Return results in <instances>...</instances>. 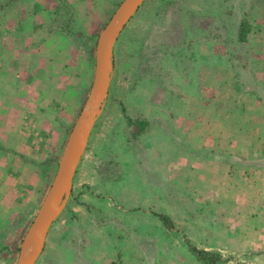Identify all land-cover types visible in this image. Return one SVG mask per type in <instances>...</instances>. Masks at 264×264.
<instances>
[{
  "label": "rangeland",
  "instance_id": "rangeland-1",
  "mask_svg": "<svg viewBox=\"0 0 264 264\" xmlns=\"http://www.w3.org/2000/svg\"><path fill=\"white\" fill-rule=\"evenodd\" d=\"M65 1L72 15L68 25L62 0H41L43 11H28L27 4L20 11L41 13L44 29L54 31L56 44L71 51L69 62L49 64L51 85L45 80L30 86L28 95L30 87L9 73L26 67V57L34 64L39 44L29 38L30 55H19L23 64H12L9 59L18 56L12 52L18 44L8 32L16 25H6L0 34V69L6 70L0 102L2 95L15 99L10 124L18 132L12 137L21 142L30 138L38 158L31 163L32 172L17 168L16 184L11 186L7 173L2 180L0 264H16L22 238L89 92L98 35L122 0ZM244 12L253 34L245 48L250 74L242 77L252 85L242 92L231 83L232 71L225 64L211 67L205 62L211 52L209 48L205 53V42L212 38L203 34L213 29L220 33L218 46L228 44ZM181 23L180 45L169 46L176 36L172 28ZM26 35L19 47L28 45ZM52 76H57L56 83ZM235 76L241 81L237 72ZM125 116L147 120L149 129L132 139ZM3 151L9 150L0 145ZM89 203L104 210L100 216L105 224L91 225L85 211ZM142 206L166 213L178 230H163L157 216ZM125 229L136 233V239L113 241L114 234L129 232ZM138 235L150 239L147 246L138 242ZM186 237L197 248L218 252L226 264H264V0H147L140 6L116 41L104 110L78 165L71 197L51 226L36 264H121L117 244L124 247L122 255L137 257V264H143L139 257L148 258L145 264H199ZM92 239L93 245H87Z\"/></svg>",
  "mask_w": 264,
  "mask_h": 264
},
{
  "label": "crops",
  "instance_id": "crops-1",
  "mask_svg": "<svg viewBox=\"0 0 264 264\" xmlns=\"http://www.w3.org/2000/svg\"><path fill=\"white\" fill-rule=\"evenodd\" d=\"M9 1L10 0H8V1L0 0V12L2 11V13H0V23H2V25H0V28H1L0 34L1 33L4 34V32L6 31V28H7L6 25H8V26L11 24L16 25V26H13V31L11 30L8 33H12V38L15 39L16 43L18 44V46L16 45V47L12 50V52L18 53V56L11 57L12 59L10 58L9 60L12 62V64H14L15 62H18L19 64H23L22 59L19 58V55H23L25 57H26V55H30L31 49H30L29 45L31 42H29V38H33V39L35 38V40H37V42L39 44V46L35 52L38 55H36V57L34 59V64L30 63V61H29V59L31 60L30 56L28 57V59H26L27 58L26 57L25 58L26 67H24L23 69H19L17 71H12L9 74L10 75L12 74L13 78H15L14 81L20 80L19 82L22 86H26V87L27 86L28 87L34 86L35 87L38 84L41 85V83H43L42 81H45V80H46L47 85L48 84L51 85V82H50L51 79L47 75V73H48L47 71H48V68L50 66L49 64L53 63V60H56V62H58V63L69 62V56H67V55L69 53H71V51H70L69 47L65 44H63V45L56 44V40L54 39V36H55L54 31L44 29V26H43L44 19H42L41 13L40 14H34V15H32L33 12L21 14L20 11L22 10V8H24V6L26 4H27L28 11H29V8H30V11L31 10L35 11V9L43 11L44 5L42 4L41 0H14L6 6V3H8ZM67 1L71 2L72 0H67ZM240 1H242V0H240ZM3 12H5V14ZM135 14H134V16H135ZM46 15L48 16V18L50 16H52L50 14H46ZM133 17L130 20H132ZM181 24L182 25H180L178 27V29L176 26L174 28H172L174 31V34L176 36H173L167 42V44H169V46H174L177 43H178V45H180V43L182 41L183 30H184L183 29L184 25H183V23H181ZM238 24H239V19H238V23H237V26L235 29L236 31H235L234 35H231V33H230V37L232 39L226 45H223V43H221L220 45H222V46H220V45L218 46V44L220 43V42H218L219 37H220V33H215V31L213 29H209V30L205 31V33L203 35H207V37L210 36V38H212V39L205 42V44H207V45H205V53L208 51L209 48L211 50V52H207L210 54V57L205 55V62L210 61L209 64L212 65L211 67H213L214 65L217 66L218 64L220 66L225 64L226 68H228L227 70L231 69V71H232L231 83L233 81V86L237 85L239 87V89H241L242 92H245L247 90L248 91L251 90V85H252V80L249 81V79L247 80L245 78L246 77L245 74H248V73L250 74V69H251V67L247 68V63H246L247 60L245 57V48L248 46V44L250 43V41L252 39L253 28H252L251 33H250L249 41L246 43H238L236 41ZM29 26H30V29H29ZM180 27H181V29H180ZM179 32H181V33L179 34ZM25 33L29 34V35H26ZM197 34H199L200 39H202V37H203V35H201L202 30H199L197 32ZM227 34H229V32ZM24 35L28 36V39H26V44L28 43V45L25 48H22V47H19V43L23 42L22 38ZM44 39H46V42H44ZM49 42L51 43V45H49ZM56 45H58V46H56ZM195 47H198V46L195 45ZM2 49H3V51L10 52V47H8L7 45H3ZM198 49H199V53H200L199 63H202L203 62V56H204V52H203L204 51V45L203 44L200 45ZM3 51H2V53L4 54ZM46 53L51 54L55 58L49 59L50 57L46 56L48 58V59H46V57H45ZM223 55L228 57V61L226 60L225 62H223L221 60L222 62H218L217 60L219 58L222 59ZM208 58H210V59H208ZM235 61H237V63ZM51 67H53V66H51ZM200 69H199V73H200V76H202L201 75L202 69L201 70ZM1 70H3V71H1ZM5 72H6L5 68L2 67V69H0V81L3 80V75L5 74ZM236 72L238 73V76H241L240 77L241 81H239V79H237V77L235 76ZM242 76H245V77H242ZM56 78H57V76H52L53 83H56V81H55ZM227 78L228 77H226L225 79H227ZM203 81L204 80L201 79L200 80L201 83L199 82V84L196 85V86H199L198 92H200L202 89L201 85H202ZM110 85H111V83H110ZM15 88H16V86L14 87V89ZM31 90H33V88L31 89V87H30V90L28 91V95H29V92ZM14 92L16 93L19 91L15 90ZM25 100L26 99H24V102H23L22 99H20V101H22L24 104H27L25 102ZM14 101H15L14 98L12 100V98H8V97H5L3 95L1 96L0 116H1V118H3L6 121L5 122L3 121L4 125H2V123H0V145L2 146L3 149H8L9 151L8 152H6V151L0 152V191L4 187L2 185V180L4 179V176L6 175V173H7L6 177L10 180V183L12 186V184H16L18 182L17 177L19 174H18L17 170L21 169L22 171L26 170L28 173L32 172L31 163H35L36 160L38 159L37 156L35 155L36 152L35 151L33 152V149H32L33 144L31 142L30 138L26 139V141H24V142H21L18 139L12 137L13 133L18 132V127H14L12 124H10V117L11 116L13 117V115H12L13 109L11 107V103ZM200 101H201V96H200ZM231 108L232 109L235 108L234 105H231ZM185 115L187 116V114H185ZM185 115L183 114L182 116H185ZM11 150H13L14 152H11ZM2 160H4V163H1ZM77 170H78V167H77ZM77 170H76V173H77ZM76 173H75L74 178H73L72 192H73V188H74V184H75ZM22 174H23V172H22ZM14 186L15 185H13V188L15 189L16 187H14ZM72 192H71V194H72ZM9 195H11L10 192H9ZM70 197H71V195H70ZM1 199H3V195H0V204H1ZM1 206H2V204L0 205V207ZM142 207L144 209H141V210L147 214L155 215L156 213H162V212L149 210L148 207H144V206H142ZM133 209L134 210L140 209V205L136 208H133ZM85 211L90 216L89 220H90L92 226L95 225L96 227H98L100 224L102 225V223L103 224L106 223L104 216H100V214L105 215L104 210L101 207H97V206L89 203V204H86ZM130 211H131V208L125 210V212H128V213ZM163 214H166V213H163ZM159 223H160V226L163 230H166V231L168 230L166 227H164V225L160 221H159ZM120 224H121V228L120 227L119 228H120V230H122L123 229L122 227H125V226H123L122 223H120ZM176 225H177V223H176ZM141 226H139L135 230V231H137V233H138V231L142 230ZM125 230L129 231V232L124 233V232H118V230H117L118 237L117 236L115 237V234L113 233L114 234V236H112V238H114L113 241H116V243H118V244H119V241L125 242V238L127 236H132L134 239H136L134 237V235L136 233L134 234V232L132 230L130 231V229H125ZM168 231H172V230H168ZM49 232H50V229L48 231L47 237L49 235ZM138 236L140 237V239L137 238L138 242L140 244H144L147 246L150 239L148 237H143L144 235H138ZM47 237H46V239H47ZM93 240L94 239L90 240V242L88 240L89 243L87 245H89L91 243L93 245V243H94ZM45 243H46V241H45ZM118 244L116 247V253L120 252L118 254V256L121 255V257L119 259L121 264H137V261H136L137 257L134 258V257H127L129 255H124V254L122 255L124 247L122 246V248H121L120 245L118 247ZM123 245H125V244H123ZM44 248H45V246H44ZM126 248H128V247H126ZM41 254H40V256H41ZM40 256L38 257V259L40 258ZM139 258H140V263L145 264L148 262L147 257H139ZM196 261L199 264H201V262H199L198 260H196ZM138 263H139V261H138Z\"/></svg>",
  "mask_w": 264,
  "mask_h": 264
},
{
  "label": "water",
  "instance_id": "water-1",
  "mask_svg": "<svg viewBox=\"0 0 264 264\" xmlns=\"http://www.w3.org/2000/svg\"><path fill=\"white\" fill-rule=\"evenodd\" d=\"M145 1L122 0L98 35L94 75L89 92L69 132L48 191L22 238L16 264L36 263L44 249L51 225L66 207L77 167L109 94L114 70V46L123 28Z\"/></svg>",
  "mask_w": 264,
  "mask_h": 264
},
{
  "label": "trees",
  "instance_id": "trees-1",
  "mask_svg": "<svg viewBox=\"0 0 264 264\" xmlns=\"http://www.w3.org/2000/svg\"><path fill=\"white\" fill-rule=\"evenodd\" d=\"M12 1L14 0H10L8 3H6V6ZM62 5L67 16L66 25H68L72 19L71 11L65 0H62ZM252 28L253 23L251 22V19H249L247 13L244 12L239 18L236 41L238 43L248 42ZM125 117L126 124L129 127V134L132 139H137L149 129L150 123L147 120L132 118L130 116ZM155 215L168 230H178V225H176L174 220L168 215L163 213H156ZM186 241L189 250L195 255L196 260L201 262V264H226V260L222 258L218 252L197 248L196 246L192 245L187 238Z\"/></svg>",
  "mask_w": 264,
  "mask_h": 264
}]
</instances>
